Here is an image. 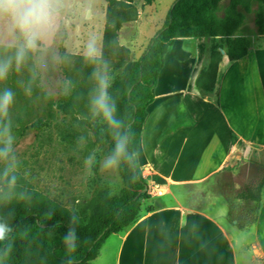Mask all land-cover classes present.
Listing matches in <instances>:
<instances>
[{
    "label": "crops",
    "instance_id": "crops-1",
    "mask_svg": "<svg viewBox=\"0 0 264 264\" xmlns=\"http://www.w3.org/2000/svg\"><path fill=\"white\" fill-rule=\"evenodd\" d=\"M149 7L138 4L139 18L123 27L120 42L126 32L142 29L143 34L155 26ZM154 36L143 38L150 42ZM262 41L240 60L222 52L214 90L204 94L197 81L211 62L212 39L174 40L146 110L137 154L148 187L158 186L166 194L144 201L140 218L110 237L96 264L102 259L108 263L110 256L112 264H255L257 259L264 264V194L249 227L254 238L238 249L223 209L217 204L209 211L194 207L175 193L196 190L224 172L236 173L254 149H264V37Z\"/></svg>",
    "mask_w": 264,
    "mask_h": 264
},
{
    "label": "rangeland",
    "instance_id": "rangeland-1",
    "mask_svg": "<svg viewBox=\"0 0 264 264\" xmlns=\"http://www.w3.org/2000/svg\"><path fill=\"white\" fill-rule=\"evenodd\" d=\"M175 1L156 0L147 12L155 20V26H147L143 34L141 28L138 32L135 29L123 34L121 44L130 51L129 63L126 69L108 68V94L111 100L125 80L128 67L130 69L133 63L139 61L148 47L150 42L143 36H154L163 27L161 25H164ZM143 2L137 1V8L138 4L147 6ZM223 4L229 6L230 0H223ZM107 6L106 0H64L59 26L47 46L36 52L26 51L25 59L18 68L15 54L23 47V40L19 34L10 31L6 21H0V61L12 60L8 78L0 81V92L11 89L14 93V103L8 115L0 117V127L8 124L14 137L10 160H0V207L4 197L21 198L32 193L81 213L87 222L91 206L101 193L117 195L124 189L119 162L109 168L104 166L105 160L110 157L106 132L109 125L90 109L89 102L95 90L88 97V102L83 104L84 115L73 111V89L64 71L61 55L63 47L68 54L86 57L87 44L94 41L98 57L101 56L100 32L106 20ZM231 12L242 16V26L255 31L254 45H262L264 0H244L235 5ZM214 40L225 46L227 38ZM221 51L225 52L223 49ZM0 147L3 145L0 144ZM9 163L12 172L5 177V168ZM12 175L16 176V180L10 185ZM263 180L264 149L256 148L252 159L236 173L224 172L196 190H175V193L188 205L209 211L213 204H217L223 209L230 223L237 222L233 227L223 218L240 249L243 243L254 238V229L249 227L255 223L258 207L246 195L248 191L255 192L259 186H263ZM154 186L148 187L150 198L162 197L149 192ZM163 194H166L164 190ZM263 194L264 190L261 196ZM230 208L235 212H229ZM243 228L246 230H240ZM105 257V253H102V258ZM109 260L111 263L102 259L99 264H112L111 256ZM255 264H262L261 260L257 259Z\"/></svg>",
    "mask_w": 264,
    "mask_h": 264
},
{
    "label": "trees",
    "instance_id": "trees-1",
    "mask_svg": "<svg viewBox=\"0 0 264 264\" xmlns=\"http://www.w3.org/2000/svg\"><path fill=\"white\" fill-rule=\"evenodd\" d=\"M137 1L106 0L101 56L95 63L86 57L68 54L61 47L64 71L73 89V111L85 114L83 104L95 90L92 73L96 67L106 63L108 68L126 69L130 51L121 44L120 32L125 25L138 20ZM243 1L230 0L232 6H225L223 0L175 1L163 27L151 39L140 60L128 67L126 78L112 99L116 106L115 118L120 124L107 128L108 154L114 155L118 135L127 137L125 151L117 157L124 189L117 195L101 193L91 206L87 222L81 213L37 194L2 198L0 223H6L12 230L0 241V264H93L107 238L140 218L143 202L151 198L137 154L146 110L155 99L165 55L176 38H211V62L200 75L197 86L204 94L212 93L223 57L221 50L236 61L246 57L254 47L255 31L242 26V16L231 12ZM155 2L144 0L147 6ZM218 38H227L225 46L214 40ZM262 187L246 195L257 204V213ZM70 230L75 236L74 251L65 243Z\"/></svg>",
    "mask_w": 264,
    "mask_h": 264
},
{
    "label": "clouds",
    "instance_id": "clouds-1",
    "mask_svg": "<svg viewBox=\"0 0 264 264\" xmlns=\"http://www.w3.org/2000/svg\"><path fill=\"white\" fill-rule=\"evenodd\" d=\"M64 0H0V21H6L13 34H19L23 40V47L17 50L15 62L17 68L25 59L26 51L36 52L47 46L49 39L55 34L62 10ZM89 62L95 63L98 59V48L94 41L87 44L85 51ZM12 70V60L0 61V81L8 78ZM96 82L95 94L90 99V109L94 115H100L110 128L119 127L120 121L115 118L116 106L108 94L110 81L106 63L100 64L92 73ZM14 103V93L11 89H4L0 92V117H6L9 109ZM14 137L8 124L0 127V160L9 161L12 153ZM127 143L126 136L116 137V148L114 155L108 157L105 168H109L117 162L125 151ZM14 160V157H11ZM12 172L11 163L5 168V177ZM16 176L12 175L9 184L15 183ZM12 229L6 223H0V241H3L7 233ZM74 232L72 230L65 236V243L69 250H75Z\"/></svg>",
    "mask_w": 264,
    "mask_h": 264
},
{
    "label": "built area",
    "instance_id": "built-area-1",
    "mask_svg": "<svg viewBox=\"0 0 264 264\" xmlns=\"http://www.w3.org/2000/svg\"><path fill=\"white\" fill-rule=\"evenodd\" d=\"M153 190H149V192L151 194H155V195H158V196H163V190L161 188H159L158 186H154L152 188ZM165 191V190H164Z\"/></svg>",
    "mask_w": 264,
    "mask_h": 264
},
{
    "label": "water",
    "instance_id": "water-1",
    "mask_svg": "<svg viewBox=\"0 0 264 264\" xmlns=\"http://www.w3.org/2000/svg\"><path fill=\"white\" fill-rule=\"evenodd\" d=\"M222 52H224V51H222Z\"/></svg>",
    "mask_w": 264,
    "mask_h": 264
}]
</instances>
